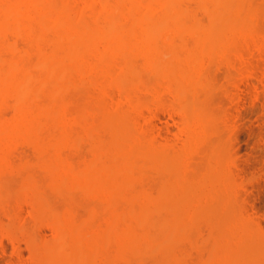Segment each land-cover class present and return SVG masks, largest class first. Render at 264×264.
I'll use <instances>...</instances> for the list:
<instances>
[{
    "label": "bare ground",
    "instance_id": "1",
    "mask_svg": "<svg viewBox=\"0 0 264 264\" xmlns=\"http://www.w3.org/2000/svg\"><path fill=\"white\" fill-rule=\"evenodd\" d=\"M184 1L0 0V185L6 176L5 171L26 169V162L17 165L18 162L11 160L12 156H16V149L11 152L13 145L17 141L31 143L36 150L33 155L37 156V165L44 174L39 170V175L34 169L35 165L32 169L20 170V179L23 176L24 179L18 184V191L20 197L30 198L38 210L43 209L45 216L55 224L56 231L51 240L42 241L41 247L37 244L39 249L33 245L35 252L37 249L39 251L40 256L37 255L42 264H97L95 255L100 249L99 246L96 249L100 238L104 240H99L105 243L104 250L111 248L109 252L103 251V247L100 250L103 251L102 255L107 254H104L107 263L112 256H118V259L124 256L123 260L127 261L129 258L137 260L145 252H156L161 255L164 264V259L169 255L173 256L172 259L168 257L171 260L168 263L183 264L179 258L181 254L175 257L177 254H172L171 248L176 243L175 246L180 245L182 238L190 236L188 232L193 228L199 234L201 223H198L201 221L208 226L206 237L211 249L207 248L208 255L202 264H264V230L255 220L243 217L247 212L241 216L244 208L240 212L237 208L239 200L234 195L237 184L234 186L235 181L231 178L233 171L224 164L225 149L221 150L219 147L222 145L218 147L216 143L215 146L209 145V149L205 146L206 151L200 147L210 143L212 128L211 133H215V126L209 124L216 125L218 121V127L222 124V114L217 117L215 112L208 109V103L204 104L210 96L204 100L207 95H201V89L209 88L211 84L203 60L206 57H222L226 66L232 67L238 76L241 72H247L245 69L250 66L248 56L253 49L261 51L264 47L263 34L259 36L253 27L257 17L252 8L257 4L253 0V7L251 0H193L192 4H196L194 7H198L195 13L202 11L208 18L203 23L191 14L196 8L189 13L187 7L190 4ZM183 2L188 6H184ZM245 5L248 10L243 8ZM182 35L185 38L188 35L189 42L182 43L177 38ZM19 41H24V46ZM229 71L227 76H237V73L229 74ZM80 86L84 87L85 95L88 91V96L84 98L83 95L86 100H81L82 106L72 112L70 107L67 108L70 91L66 93L67 96L65 91ZM114 87L120 88L123 95H120V91L117 93L118 89L116 93L119 95H116ZM163 89L172 92L177 106L182 103L179 108L184 112L182 124L186 139L181 145L185 135L179 134V144L175 143L180 147L174 148L176 144L173 147L167 144L162 146L156 130L152 132L156 133V138L151 133L148 135L150 131L146 132L159 115L155 112L163 105L159 99ZM196 89H199L200 96L196 95L198 99L195 97ZM112 90L116 95L114 97ZM140 91L147 96L137 95L141 94ZM164 94L162 92L161 96ZM200 98L204 100L203 103ZM112 99L117 103L116 108L108 105ZM162 99L164 101L165 98ZM157 103L160 104L158 108L155 107L157 111L150 112L149 109L145 112L146 105L148 107L149 104L152 110ZM7 105L14 109L10 118L4 116ZM141 120L146 124L144 128ZM215 120L217 122L213 123ZM81 141L89 144L87 146L92 152L89 157H93L86 160V156L81 163L76 161L79 163L76 166L75 160L72 162V158H69L70 161L67 158L73 154L74 148H70L71 153L67 152V148V153L61 150L64 146L72 145L81 151V145L77 146ZM195 151L200 152L199 155L206 153L204 161L200 156L203 161L200 164L197 163L199 158L195 163L190 161L193 155L197 156ZM77 153L82 156L81 152ZM12 159L15 160L14 157ZM147 171L153 173L156 180L153 174L145 178ZM138 176L142 180L144 176V183L151 177L157 181L156 191L152 189L155 184L153 180V187L149 186L156 194L152 193L147 183L144 191L148 188V192H140L143 186L139 187L138 183L139 189L133 187ZM4 182L6 186L7 182ZM43 187H47L45 194L50 189L57 197L59 193H64L61 197L65 199V193L77 189L81 194L95 197L96 202L97 198L101 199L104 204L100 202L96 208L88 205L89 215L83 216L88 226L85 218L83 221L71 212H64V215L58 212L62 207L53 204L54 200L51 205H56L58 209H53L49 205L50 200H47L49 196L45 197L41 192ZM2 188L0 194L1 190H5ZM76 201L73 202L76 204ZM67 203L64 205L73 210L72 203ZM101 205L105 207L104 211ZM94 213L100 217L99 221ZM100 214L105 216V223L100 222ZM91 215L94 219L91 217L88 221ZM254 221L257 225L252 224ZM90 224L97 227L88 230ZM193 234L194 239L197 234ZM190 238L188 240H193ZM146 256H143L144 260ZM103 261L99 263L103 264Z\"/></svg>",
    "mask_w": 264,
    "mask_h": 264
},
{
    "label": "rangeland",
    "instance_id": "2",
    "mask_svg": "<svg viewBox=\"0 0 264 264\" xmlns=\"http://www.w3.org/2000/svg\"><path fill=\"white\" fill-rule=\"evenodd\" d=\"M253 1H254L255 4L258 5V6L257 5H254V8H252L254 10V14L256 13V15H255L257 17L256 18V21L257 22L260 21V23L258 22V24H257V22L254 20V23H256V24H254L255 26L253 25V27L255 28V30L254 29L253 30L255 32H257V34L259 36H262V34L264 36V32H262V31H264V27H263L264 26V17H263L264 16V4H263V1L264 0L263 1L262 0H253ZM253 1L251 0V6H252V2ZM184 2H187V3L189 2L188 4H190V6L187 7L188 5L186 6V3H184ZM184 2H183L184 3V6H186L188 9H190L189 10V13L191 12V10H194L196 8L194 12H191V14L193 13V15L197 19L200 18L201 21H203V23H206L205 21L208 18L207 19L205 18V17H207V16H204V15H206L205 13H201L202 11L201 12H198L197 11L198 13H195L196 10H198V7H194V6H196V4L195 5L192 4L193 3V0L192 1L186 0ZM243 8H245V10H248V8H247L246 5ZM88 13H90V12L88 11ZM255 16H254V18H255ZM188 18H189V16H187V19ZM187 19H186V21L187 22H190L189 20H191V18H189V20H187ZM262 27H263V29H262ZM256 29H257V31H256ZM259 32L261 33V35H260ZM189 36L191 37V35H189ZM186 37L187 38H185V35H182V36L177 37V38H179V40H181L182 43H184L185 41L190 40L189 37H188V35H186ZM192 38L191 39L194 40V37L193 36H192ZM20 42L21 43L23 42L22 46H24V41H19V44L21 45ZM159 44H161V42H159ZM188 45H189V43H188ZM259 51L260 50L253 49V51L249 55L250 57L248 56L249 61H250V63H249L250 66L248 65L249 67L247 69H245V70H247V72H245V70L242 69V71H244L245 73H242V72L239 73V76L240 77L238 76V72H236L234 69H232V67H227L226 66L225 62H223L224 59L222 57H208V58L206 57V59L204 58L205 60H203V61L205 63L203 62V65L205 66V69L207 71L204 69V66H203V69H204V71H206V74L208 76L207 79L210 77V80L209 79L208 80H209V83H211V84L208 86L209 88H207V86H206V88L203 87L201 89V91L203 90L202 91V94L201 93L200 94L202 95V97H204V96L207 95V97H204L203 98L204 100H205V98L207 99L208 96H210V97L207 99L208 101H206V102H204V100L202 98H200L201 101L200 100L199 101L201 103L204 102V104L205 103H208V105H209L210 108H208V105H207V108L208 109H211L212 110V113L215 112V115H217V117H220V115L222 114L221 117H220V119L222 121V122L220 121V123H222V124H220L219 127H218L217 126V123L219 121L217 119L216 120L218 122L216 120L213 122V123L217 122L216 125H214L212 122H211V124H213V125H210L209 124V126H211V127H214L215 126L214 127V131H213L215 133H211L212 130H213V128H212V130L210 132V136H212V135L213 136L210 137V143H208L209 140L207 141V139L209 138V135H208V138L206 139L208 145H205L206 143L204 144V142H203L202 144H204V145L203 146L200 145V147H201V150L202 151L203 150L206 151V148H204L205 146H207V147L209 145L210 146H212V145L215 146V143H216V145L218 147L220 145H222V147L220 146L219 148L220 149L222 148L221 150L225 149V152H226L225 153V156L227 157V161H226L225 160V156L223 155L224 162H225L224 164H225V166H226L227 169L233 171V172H231V171H229V172H231L233 174V176L231 175V178H232L233 181H235V185L234 186H236V184H237V186L234 187V195H235V197L237 196V199L239 200L238 201L239 203L237 202V204H238L237 208H239L238 209L239 212H240V210H242V208H244L242 210V213L243 214L241 213V216H243L247 212L243 217H245V216L247 217L248 216L247 219L249 218V219H251V221H252V219L255 220L256 223L258 222V226L260 225V227H262V229L264 230V58H263L264 57V47H263V49H261L260 52ZM221 59H223V60H221ZM137 60H138V58H137ZM223 64H224V66H222ZM229 68L232 69V72L229 71L230 70ZM227 71H229V74H231L233 72L234 73H237L236 74L237 76L234 77V74H231L232 76L231 75L227 76L228 75V72ZM248 71H251V72H249V74H248ZM83 88L84 87H81L80 86L79 88L78 87L77 88L75 87V89L74 88H70V90L65 91V94L68 91H70L69 92L70 96H69L68 93H67L68 96H67V94L65 95V96L69 97L72 100V103H71L70 99L69 100L66 99L67 100V103H68L67 104V108L70 107V111H72V112L77 111L78 108H79V106H82V103L83 102H81V100L82 101L86 100L84 98H87L86 96H88V91L86 92V95H85L84 94L85 91L83 90ZM117 89H118V92L116 91ZM113 90H115V93L116 92L119 93V91H120V95H123L122 94V90L120 88L114 87ZM113 90L111 91L112 93H114ZM196 90H197L198 93L195 92L196 93L195 94V97H196V95L197 96L199 95V91H198L199 89H196ZM165 91H166V89H163L162 90L163 94L165 93L162 96H165V97H162L161 96V93L162 92H160V95H159V97H160L159 99L161 100V103L160 104H163V105H160L159 103H157L156 104L157 106L154 105V109L152 107V110H151V107L150 106L151 105L153 106V104H151V103H150V106L148 104V107H147V105L145 107V109H146L145 112H148L149 109H150V112H151L153 110L157 111L156 109L158 108V104L160 105L159 106L160 109L158 108V111L157 112L154 111L155 113H158L159 114V115L156 114L157 117L155 116L156 117L154 119L155 120V123L152 121V123H153L152 128L150 127L151 129H149L147 127L148 129L147 128L146 129L148 131L146 130V132H149L150 131L149 134L147 133L150 136V133L152 134V132L154 130H156L159 133V134L158 133L157 134H158V137L160 138L159 139L157 137V139L162 140L161 141L162 146L167 144V145H170L171 147H173V144L174 145L176 144V146H174V148L177 147V146L180 147L183 144V142L185 141V139H186V135H185V131H184L185 127H184V124H182V121L184 122V119H182L183 118V114L182 113H184V112H182L180 110V108H179V106H181L182 103H180L179 106H177L176 105L177 103H174L175 101L173 100L174 97H172V95H173L172 92L168 93L169 90H168V92L167 91L165 92ZM140 92H141V94L140 93H137V95H143L142 97L147 96V94L145 95V93L143 91H140ZM115 93L112 94V97H114ZM117 93H116V95H119ZM83 95H85L84 98H83ZM161 97L162 98H165L164 99L165 103H164V101H163V99ZM113 99L110 100V103H108V105L109 104H110V106L113 105L116 108L117 103L116 104L114 103L116 101L115 99H114V102H112ZM196 99H198V98L196 97ZM68 101H70V103ZM112 103H114V104H112ZM8 104H9V106H11L10 103H8ZM213 105H215V107H213ZM9 106L6 107L5 110H4L5 111V114L7 116L3 112V114H4V116L6 118H10L11 115H13V113H14L13 112L14 111L13 107L9 108ZM155 107H157V108H155ZM143 110L144 109L142 108V111ZM217 112H218V114H217ZM154 124H156V126ZM141 125L142 124H140V126ZM145 125L146 124L144 123L143 128L145 127ZM148 126H150V125H148ZM153 126H155L156 128H159V130L154 129L155 127H153ZM183 127H184V129H183ZM211 127H208V128L211 129ZM215 128H218L217 129L218 131H216ZM178 130H179V132H177ZM207 131L209 132L210 130H207ZM181 132L184 133V134H182ZM154 133L151 136L153 138H156V133L155 134ZM179 134L182 135V136L185 135L184 136L185 138L181 136L182 138H184V140L183 139L181 140L182 143H181L180 146L177 145V143L180 141V138H179L180 135ZM215 134H216V136H215ZM219 134H222V135H219ZM167 137H169V138L167 139ZM157 139H155V140L157 141ZM212 139H214L215 141L214 140L211 141ZM84 141L87 142V140H84ZM175 142H177V143H175ZM212 142H213V144H211ZM80 143H82L83 145L80 144ZM80 143H78L77 146L80 147L79 145H81V147H80V149L82 148L81 151L78 150V148H76V146L73 147L72 145L64 146L62 148V150H61V152H62L63 150H65V148H67L66 149L67 152H70L71 153V151H69L70 148L71 149L74 148V151L76 149V150L79 151V153L80 152L82 153V156H81V154H78L77 153L78 151H76V152L73 151V154L71 153V154H69V157H67L69 161H70L69 158H72V160H71L72 162H74V160H75V163L74 164H77L76 166H78L79 163L83 162L85 160L86 156H87V159L86 160H89V159H91L93 157V155L91 157H89L92 154V152H90V150H89L90 148L88 147L90 143L87 142L89 144H87V143L85 144L82 141ZM157 143L160 144V142H157ZM209 147L207 149H209ZM14 149H16V151L14 152V154H16V156H12L13 154H11V156L15 158V160H14L11 157V160L12 161H16L15 163L18 162L17 165L20 164V163H22V162H26L27 163L26 164V169L28 168V170L30 168L32 169L33 166L35 165L34 166L35 167L34 169L36 170V172L38 171L37 173H39V175H40V171L43 173V170L37 165V162H36L37 161V156L34 157V155H33L36 152V150H35V147L31 143L26 142V141H24V142L23 141H17L13 145V147L11 149V152L12 153H13ZM66 150H65V152H66ZM87 151H89V152H87ZM195 152H197V151H195ZM66 153L64 154V157L65 158H66V156H65ZM75 153H76V155H74ZM88 153H89V155H88ZM194 153H192V154H194ZM199 153L198 152L196 153V155L199 156V157L193 155V157H192L193 159L190 158V161H192V163L197 162L198 161L197 158H199V161L200 162L199 161L197 162L199 164L204 161L205 154L206 153L204 155H203V153H201L199 155ZM200 156L203 158L202 159L203 161L200 159L201 158ZM79 157L81 159H79ZM33 159H35V160H33ZM193 160H196V161H193ZM76 161H78L79 163H76ZM194 165H197V164H194ZM28 166H31V167H28ZM194 168H196V167H194ZM26 169L24 168V169H20V170L26 171ZM20 170L19 171H17V170L5 171L4 173H6V176L8 175L9 177L6 178V176H5L6 179L3 178V183H2V185H0V188L2 186H3V188H5V190L2 188L3 190H1V194L3 196H0V200H1L0 202H2V203H0V264H42L40 262V260H39L40 254L38 253L39 252L38 251L39 246L40 247L42 246V244H40V243L42 241H43L42 243H44L48 239L51 240L54 237L52 235H55L56 228H55V224L53 223L54 221H52V219L49 220L46 217L47 215L45 216V214L43 213V209L42 210H38V208L35 207L33 203H31L32 200L30 198L20 197V194H19V191H18L19 188H20V185H18V184H21V182L24 179V176L22 177L23 179H20V177H21V176H19ZM148 171L146 172L147 177H145V178H148L150 176V174L151 175L153 174V173H150ZM32 172L33 171H31L30 173H32ZM13 173H14V176L12 175ZM28 173H29V171H28ZM42 173H41V175H42ZM23 174H25V172ZM4 175L5 174H3V176ZM26 175H27V172H26ZM144 176H143V180H146L144 178ZM153 176H154L153 179L156 180L154 174H153ZM37 177H38V175H37ZM151 178L148 179L149 181H147V182L144 183V181L142 180V177L138 176L134 180L135 183L133 184V187H136L137 188L138 185H139V187L143 186L141 189L137 188V189H139L140 192H142V191H144V188H145L146 183H147L148 188H149V186L151 188V187H153L151 185H153V183L155 182L154 188H152V189H154L156 191L155 188L158 185L157 186H155V185H156V182L157 181H154ZM40 179H42L41 176H40ZM40 179H39V181H41ZM150 180H151L152 184L150 183ZM4 181L7 182L6 183V186H4V184H5ZM42 181H43V179H42ZM137 183H138V185H137ZM141 183L144 184V185H142ZM147 186H146V188H147ZM43 188L41 189V192H42V194L45 195V197L49 196V198H47V200L48 201L50 200L49 205L51 207L53 206V204H56L57 206L59 205L58 207H62V208H61V210L59 209L58 212H60L62 215H64L65 213L71 212L74 216H78V217L80 216L83 219V221H84V218H85V222L87 220L86 219L87 215H89V214H87V213H89V210H88L89 209L88 208L89 206L88 205L92 204L96 208V207H98L103 202L101 199H99L97 197H96L97 198V202H96V200L94 199L95 197L93 198V196L86 195V194H83V193L81 194L80 190H78L79 192L76 191L77 189L76 190L75 189H72L73 192L76 191L75 194L70 190L69 193H71V194L73 193V195H71L69 193H65L66 194L65 196H67V198H68V196L71 195L70 200H67V198L65 199V197L64 198L61 197V195H63L64 193H59L60 194V196H59L55 192V194L58 195V197H57V196L53 195L54 191H52V190L49 189L50 192H48L47 193L48 195H47L44 192V190L46 191V188L47 187H45L44 189ZM136 188H134V189H136ZM148 188L144 192H148ZM152 189H150V190L152 191ZM150 190H149V192H150ZM153 191H152V193H153ZM49 193H52V195L50 194L51 197H50ZM78 193H79V196L80 197L78 196ZM5 194L7 195L6 197H5ZM153 194H156V193L154 192ZM82 195H84V196H82ZM60 198H63L64 200L63 199L61 200ZM89 198H90V200H88ZM26 199H28V200L26 201ZM53 200H54V203L51 205V203L53 202ZM235 200H236V198H235ZM48 201H46V202H48ZM63 201H66V202L64 203ZM69 201H71V202H69ZM73 201H76V204ZM67 202L72 203L73 207H71V208H73V210H71L70 207L64 205ZM84 202H86L87 204L86 203L84 204ZM62 203H64V204L62 205ZM69 203H67V204H69ZM95 203H96V205H95ZM121 203L123 204V201ZM121 203L118 202L117 204H120L121 205ZM103 204H104V202H103ZM240 204H243L242 205L243 207ZM56 205L54 206L55 208L54 207H52V208L53 209H58V207H56ZM123 205H122V207H123ZM70 206H71V204H70ZM103 207L104 206H102L100 208H103ZM84 208H86V209L84 210ZM104 208H103V211H104ZM119 208H121V207H119ZM86 210H87V212H86ZM4 211H6V213H4ZM98 211L99 212H97V211L96 212L99 215L100 210H98ZM103 211H101V214H102ZM105 211L107 212V210H105ZM106 212L104 213L105 216L107 214ZM97 213H94V214H96V216H97ZM39 214H42V215L39 217L38 216ZM101 214H100V216H101V221L100 222L102 223V221H103L105 223V216L104 215H101ZM43 215H44V217H43ZM83 216H86V217H83ZM48 217H50V216H48ZM91 217H93V215L90 216V219L88 221L91 220ZM95 218H97V221H99L98 218H100V217L97 216ZM76 219L79 221L80 218L79 219L76 218ZM92 219H94V217ZM47 220H49V221H47ZM78 221H76V222H78ZM92 221H93V223L95 222V220H92ZM97 221H96V223H97ZM255 221L252 224L255 225L256 224ZM204 222L205 221H201V222L198 223V224L201 223L200 228L198 227L199 228L198 230H200V233L199 234H197V232H195L197 229L196 230H193L194 228L192 230H190V231L195 232L194 234L192 232H190V231L188 232L189 234L191 233V234H193L195 236L197 234V237H195L194 239H193L194 236H191V234H190V236H188V237H191L194 241L193 240H188V237L182 238L181 241H180V245L181 246L179 244L177 246H175L177 244L176 243L174 245V248L173 247L171 248V253L172 254H174V253L177 254V255H174L175 257H179L180 254H181V256L179 258L181 259V261H182L183 264H188V263L189 264H200V262L202 264L205 261L207 255H208V249L207 248L210 249V246L208 247V244L210 242L208 243V240H207V237H206L208 235L207 233L209 231L207 229L208 226L206 224H204ZM82 223H84V222H82ZM79 224H81V223H79ZM86 224H88V222H86ZM96 225L98 226V225H100V223L99 224H96ZM88 226H89V224H88ZM91 226H94V227H91ZM97 226H95L94 224L93 225L90 224V227H87V229L88 230H93ZM204 226H205V228H204ZM203 231H204V233H203ZM48 233H49V235H48ZM200 236H202V238ZM31 237H33V239ZM100 239H98V244H97V247H96V249L98 248V246L100 247V249H98V251L96 250L98 252L96 255H98V256L95 255V258L97 259V261L96 260L95 261H96L97 264H101V262L103 261L102 259H104L103 257L105 255H107L106 253H103V255L105 254L104 256L101 254V252L107 251V249L104 250L105 248L103 247V245L105 243L102 244L103 242H101V241H104V240L101 239V241H99ZM208 239L210 241V237L209 236H208ZM183 241H184V243H183ZM34 244L36 246L39 245L38 246V249H37V253L35 252L36 249L34 250V248H35L33 246ZM101 247H103V251H100L101 250ZM107 247H111V246H107ZM201 248H202V250H201ZM109 249L111 250V248H109ZM110 250H108L107 252H109ZM175 250H176V252H175ZM111 252H113V249H112ZM168 252H167V254H168ZM171 253L169 252V254H171ZM158 254L156 252H155V254H154V252H153V254L152 253H149V252H147V253L145 252L144 255H139L138 256L140 258V259L139 258L137 259L138 261L140 260L139 263L137 262L136 258H132V257L131 258H132L133 261L130 258L128 259L126 257H125V259H128V260L127 261L126 260H123L124 259V256H123V259H121V258L118 259V256H114V257L112 256L109 259L110 261L107 263L106 260H108V259L105 256L106 259H104L103 264H105V262L107 264H132V262H133V264H135V263L136 264H144L143 262H145V264H164L162 262L163 261V258L161 257V255L159 256ZM36 255L38 256V258H36L37 257ZM100 255L103 256V257L101 258ZM108 255L110 256L109 253H108ZM154 255H156L157 257L154 256ZM125 256H128V255H125ZM143 256H146L145 257V260H144V257ZM172 256L169 255L168 257L170 259H172ZM141 257L143 258V260H141L142 259ZM169 258L167 259V262H166V259H164L165 264L166 263L167 264H170V263H168V262L171 261ZM176 259H178V258H176ZM99 261H101V262L99 263ZM123 261H124V263H123ZM174 261H175V259H174ZM181 261H179V263Z\"/></svg>",
    "mask_w": 264,
    "mask_h": 264
}]
</instances>
